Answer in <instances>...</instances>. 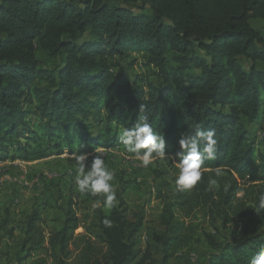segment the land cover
Listing matches in <instances>:
<instances>
[{"label": "trees", "instance_id": "trees-1", "mask_svg": "<svg viewBox=\"0 0 264 264\" xmlns=\"http://www.w3.org/2000/svg\"><path fill=\"white\" fill-rule=\"evenodd\" d=\"M251 19L264 21V0H0V161L113 148L138 123L141 105L177 161L182 133L211 128L218 141L193 189L159 198L161 229L145 247V208L129 217L123 203L106 211L97 199L88 226L70 196L64 220L48 232L43 205L26 217L15 264H170L194 240L186 217L197 210L214 226L248 215L264 225V150L249 132L264 127V27ZM137 56L149 74L116 73ZM4 224L15 241L17 230ZM207 238L202 264H249L264 245L258 230Z\"/></svg>", "mask_w": 264, "mask_h": 264}, {"label": "rangeland", "instance_id": "rangeland-1", "mask_svg": "<svg viewBox=\"0 0 264 264\" xmlns=\"http://www.w3.org/2000/svg\"><path fill=\"white\" fill-rule=\"evenodd\" d=\"M250 24L257 31L263 30L264 21L260 19H251ZM137 59L138 64L134 67H130V59L122 60V65L116 69V73H124L128 76L149 74V71H145L141 65L142 58L137 56ZM151 78L154 79L152 75ZM28 120L30 121L29 118ZM249 132L251 138L256 139L264 150V127H250ZM45 147L46 143L40 146L39 150L43 151ZM105 149L104 147L92 151L85 149L75 154H88L89 164L94 155L102 156L107 168L114 173L112 184L117 194V205L123 203L129 217H134L140 209L145 208L146 228L143 233L145 247L150 242L147 238L153 231L161 229L162 200L159 198L163 195L171 199L175 198L174 181L178 169L172 160H156L148 167H142L140 161L127 153L122 144L109 150ZM75 154L66 152L60 156L49 154L30 161L24 159L0 161V237L4 233L2 229L7 219V227H14L17 230L15 241L0 240V264H15V255L19 250L17 243L22 235L21 227L37 205H43L45 208L42 226L46 232L62 223L70 196L78 202L77 212L80 218L86 225L91 226L92 205L97 199H101L102 202L103 195L98 194L93 197L91 193L82 194L78 191L75 185L77 170L73 166ZM166 154L178 162L173 154ZM218 186L217 182L216 188ZM179 216L183 218L185 213ZM186 223L195 226V232L192 233L194 240L189 247L177 253L170 264H202L210 250L207 237L215 238L219 242L234 241L247 237L257 230L264 231V225L258 223L256 215L237 218V226L232 223L228 228H223L220 220L214 226L212 219L205 212L197 210L186 217ZM94 231L97 232L96 229ZM81 233H84L83 228L77 230V234ZM151 245L155 258L161 260V247L153 243ZM33 261L34 258L28 263L31 264Z\"/></svg>", "mask_w": 264, "mask_h": 264}, {"label": "clouds", "instance_id": "clouds-1", "mask_svg": "<svg viewBox=\"0 0 264 264\" xmlns=\"http://www.w3.org/2000/svg\"><path fill=\"white\" fill-rule=\"evenodd\" d=\"M141 115L134 128L123 129L119 135L120 143L125 147L126 152L140 161V166L148 167L156 160H172L178 169V174L174 181L178 191H188L193 189L202 178V166L205 160H215L217 154L218 141L215 129L203 130L197 128L194 134L182 133L178 141L181 152L178 154L179 160L176 162L173 157L166 154L165 138L154 132L146 106L141 105ZM88 154H75L74 167L77 170L75 185L82 194L91 193L93 197L98 194L103 195V206L106 211H110L118 203L117 194L113 187L114 173L110 171L101 155H94L91 163H88ZM204 168V171H207ZM215 176L222 175L221 169L215 170ZM209 185L216 186L217 180L209 179ZM93 209L100 207V202L96 201L92 205ZM258 210H264V193L258 197ZM105 227H111L112 221L105 218L102 221ZM249 264H264V245L250 258Z\"/></svg>", "mask_w": 264, "mask_h": 264}, {"label": "crops", "instance_id": "crops-1", "mask_svg": "<svg viewBox=\"0 0 264 264\" xmlns=\"http://www.w3.org/2000/svg\"><path fill=\"white\" fill-rule=\"evenodd\" d=\"M110 149H111V148H110ZM98 150H99V149H98ZM100 150H102V149H100ZM105 150H109V149H105ZM86 151L88 152V150H86ZM89 151H91V150H89ZM17 159H18V160H21V158H18V157L16 158V160H17ZM12 160H14V159H12ZM28 163H30V162H28ZM16 235H17V232H16ZM4 239H6V238H5V235H4V233H3V235L0 237V240H1V241H4ZM6 240H7V239H6ZM16 255H17V253H16ZM16 255H15V261H16Z\"/></svg>", "mask_w": 264, "mask_h": 264}]
</instances>
